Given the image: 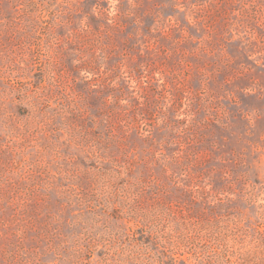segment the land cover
Here are the masks:
<instances>
[{
  "label": "rangeland",
  "instance_id": "374dc122",
  "mask_svg": "<svg viewBox=\"0 0 264 264\" xmlns=\"http://www.w3.org/2000/svg\"><path fill=\"white\" fill-rule=\"evenodd\" d=\"M0 264H264V0H0Z\"/></svg>",
  "mask_w": 264,
  "mask_h": 264
}]
</instances>
